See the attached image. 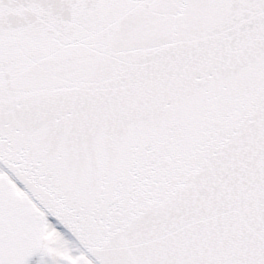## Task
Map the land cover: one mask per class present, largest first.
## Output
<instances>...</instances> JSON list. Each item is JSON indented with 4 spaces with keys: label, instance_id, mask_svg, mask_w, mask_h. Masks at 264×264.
<instances>
[{
    "label": "snow or ice",
    "instance_id": "1",
    "mask_svg": "<svg viewBox=\"0 0 264 264\" xmlns=\"http://www.w3.org/2000/svg\"><path fill=\"white\" fill-rule=\"evenodd\" d=\"M0 264H264V0H0Z\"/></svg>",
    "mask_w": 264,
    "mask_h": 264
}]
</instances>
